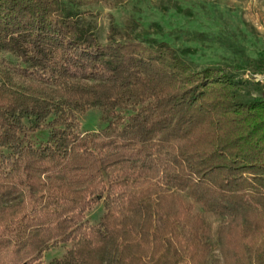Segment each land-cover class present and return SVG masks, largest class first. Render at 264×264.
<instances>
[{
  "label": "trees",
  "instance_id": "trees-1",
  "mask_svg": "<svg viewBox=\"0 0 264 264\" xmlns=\"http://www.w3.org/2000/svg\"><path fill=\"white\" fill-rule=\"evenodd\" d=\"M133 25L116 37L111 19L101 43L61 0H0V54L31 82H0V264L69 241L48 264H218L178 191L225 219L221 264H264V86L242 98L247 81ZM92 106L108 120L81 131Z\"/></svg>",
  "mask_w": 264,
  "mask_h": 264
},
{
  "label": "rangeland",
  "instance_id": "rangeland-1",
  "mask_svg": "<svg viewBox=\"0 0 264 264\" xmlns=\"http://www.w3.org/2000/svg\"><path fill=\"white\" fill-rule=\"evenodd\" d=\"M63 5L78 12L82 25L89 27L101 43L112 19L115 36L123 34L126 20L131 19L134 31L148 30L147 36L169 43L179 54L199 69L215 66L233 72L247 81L237 90L242 98L259 94L264 83L255 81L264 74V0H61ZM133 24V22L131 23ZM18 60L10 54H0V82L14 86L30 84L13 69ZM258 83V84H257ZM81 131H95L103 127L108 116L92 106L78 115ZM26 135L32 142L46 139L48 130H35L32 119H24ZM178 195L190 203L193 211L203 215L210 225L211 259L220 262L217 232L225 219L212 212H204L186 191ZM105 212L100 200L85 212L89 224H95ZM72 241L57 243L45 250L42 262L48 264L61 258Z\"/></svg>",
  "mask_w": 264,
  "mask_h": 264
},
{
  "label": "built area",
  "instance_id": "built-area-1",
  "mask_svg": "<svg viewBox=\"0 0 264 264\" xmlns=\"http://www.w3.org/2000/svg\"><path fill=\"white\" fill-rule=\"evenodd\" d=\"M255 81H258V82H260V83H264V74H262V75H257V76L255 77Z\"/></svg>",
  "mask_w": 264,
  "mask_h": 264
}]
</instances>
